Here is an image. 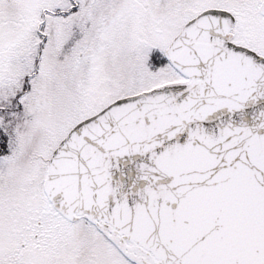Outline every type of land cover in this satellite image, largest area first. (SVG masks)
<instances>
[{"label": "snow or ice", "instance_id": "1", "mask_svg": "<svg viewBox=\"0 0 264 264\" xmlns=\"http://www.w3.org/2000/svg\"><path fill=\"white\" fill-rule=\"evenodd\" d=\"M0 264H264V0H0Z\"/></svg>", "mask_w": 264, "mask_h": 264}]
</instances>
